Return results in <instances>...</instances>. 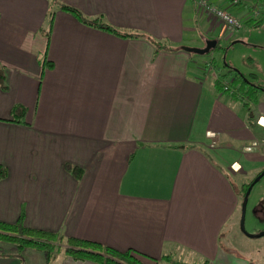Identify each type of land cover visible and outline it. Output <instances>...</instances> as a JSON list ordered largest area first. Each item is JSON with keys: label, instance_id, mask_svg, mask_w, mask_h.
I'll return each instance as SVG.
<instances>
[{"label": "crops", "instance_id": "1", "mask_svg": "<svg viewBox=\"0 0 264 264\" xmlns=\"http://www.w3.org/2000/svg\"><path fill=\"white\" fill-rule=\"evenodd\" d=\"M58 1L166 48L83 23L57 4L48 29L49 0H0V220L22 210L28 226L135 249L155 264L163 254L243 264L220 240L244 176L264 161V100L245 106L215 89L214 55L178 47L203 46L220 28L191 0ZM213 1L252 17L249 0ZM16 104L23 121L13 119ZM8 245L0 264H30ZM51 264L94 262L60 251Z\"/></svg>", "mask_w": 264, "mask_h": 264}, {"label": "trees", "instance_id": "2", "mask_svg": "<svg viewBox=\"0 0 264 264\" xmlns=\"http://www.w3.org/2000/svg\"><path fill=\"white\" fill-rule=\"evenodd\" d=\"M56 4L58 8L71 12L76 18H78L83 23L103 28L120 36L141 35L146 37L156 49L160 47L166 48V42L164 40L156 39L150 36L149 34L143 32L141 33L138 31L117 28L103 20L99 15L92 17L85 16L75 6L60 2L58 0H49V7L45 16V22L48 29L51 25V20L54 12L53 10ZM250 16L252 17L246 18L244 20H250L254 23H258L262 20V17H260L259 14H257L256 17H254V15L252 14ZM48 29L46 30V34H48ZM215 46L220 47V45L218 44V40H216L214 47ZM178 47L182 46L179 45ZM222 48L225 49V47ZM208 51H210V49ZM212 60L214 61L215 59L212 58ZM44 64L50 66L52 62L51 60L45 58ZM223 65L233 70L234 75L229 81L226 79L224 71H216L214 79L215 89L238 98L241 103L245 106H247L248 101H254L256 99L257 90H264V87L262 85L251 82L250 79L247 78V76H245V74L241 70L230 66L227 62H223ZM235 79L236 82L233 84ZM224 82H226L227 84L226 87H224ZM23 110L24 107L21 104L14 105L12 109V112L14 113L13 119L23 121ZM67 167L70 170L71 174L75 177H79L81 175L82 169L78 165L69 164ZM262 170L264 172V166L258 171H256L249 180L244 181L240 184L238 190L241 198L240 204L247 185L250 183V181L256 174L261 172V176L263 173ZM5 172V167L0 164V178L5 175ZM0 242H6L8 244H11L15 249L14 253L20 257L21 251L24 248L34 247L36 249H39L43 253L45 264H51L54 258L56 257L57 253L60 251H63L65 254L76 259H89L93 261L94 264H155V260L153 257L147 256L135 249L128 248L121 250L111 245L104 244L95 239L75 236L71 234L64 235L63 233L57 230H49L40 227L28 226L23 223L22 210H20L19 215L14 221L0 220ZM0 254L4 253L0 252ZM161 257L172 264H192L177 260L168 254H163Z\"/></svg>", "mask_w": 264, "mask_h": 264}, {"label": "rangeland", "instance_id": "3", "mask_svg": "<svg viewBox=\"0 0 264 264\" xmlns=\"http://www.w3.org/2000/svg\"><path fill=\"white\" fill-rule=\"evenodd\" d=\"M250 3L252 11L259 8V6L261 8L264 0L252 1ZM261 11L262 20L258 23L246 21L241 18V27L232 33V36L234 35L235 38L228 39L227 35L219 32V29L216 28V31L219 32V39L216 40H218L220 47L215 46L210 51L204 53L194 52L193 54L202 58H208L209 54L214 55L216 62L215 72L218 70L224 71L225 77L229 81L233 77L234 71L224 66L223 62H227L230 66L241 70L251 82L264 87V8ZM201 29H204L201 25L195 27L194 33L197 37H200L201 32H203ZM221 46L225 47V49ZM235 82L236 79L233 84ZM256 95V99L254 101L251 100L252 105L264 100V90H257ZM233 157H236L243 163L244 167L241 170L242 172L250 169L248 168L249 162L245 160V154H233ZM260 163L262 164L259 168L248 171L247 175L249 176H244V181L249 180L256 171L264 166V161ZM231 176L237 182L238 179L233 175ZM236 185L239 186L238 183ZM236 215L232 219L233 222L231 220V225L225 226L224 231H226V234L220 240V244L226 247L233 256L235 255L240 260H243V264H264V235L258 234L260 230L264 229V172L250 186L246 196L242 226L239 223L240 206L237 207ZM8 246V243L0 242V251H5L9 248ZM31 250L42 252L34 247H27L21 251L22 258L24 257L23 259H26L27 263L29 262L30 264H42L40 259L37 258V255L32 253ZM32 254L35 255L33 256ZM173 257L177 259L176 256ZM159 264L172 263L163 260Z\"/></svg>", "mask_w": 264, "mask_h": 264}, {"label": "built area", "instance_id": "4", "mask_svg": "<svg viewBox=\"0 0 264 264\" xmlns=\"http://www.w3.org/2000/svg\"><path fill=\"white\" fill-rule=\"evenodd\" d=\"M228 1L231 2L232 4H236L242 0H228ZM249 1L252 2L257 0H249ZM191 3L195 10L197 9L205 12L207 17L210 18V22L213 24L215 23L216 26H218L221 32L225 35H229L236 32L242 25L241 17L231 13L226 8L222 7L213 0H191ZM259 10H260L259 8H256L252 11L250 9L249 12L251 11L250 14L252 15H257L259 13ZM218 37L219 36H216L217 39ZM223 84L224 87L227 86L226 82H224ZM206 134L210 136L213 134V132L206 131ZM233 163L234 162L231 163L232 167H233Z\"/></svg>", "mask_w": 264, "mask_h": 264}, {"label": "water", "instance_id": "5", "mask_svg": "<svg viewBox=\"0 0 264 264\" xmlns=\"http://www.w3.org/2000/svg\"><path fill=\"white\" fill-rule=\"evenodd\" d=\"M216 43V38L214 37H208L204 40V44L203 46H192V45H182V48L186 51H193V52H197V53H204L207 52L209 49L213 48L214 45ZM263 172V170H262ZM261 172L256 174L252 180L250 181V183L247 185L245 191H244V195L243 198L241 200V204H240V218H239V223L242 226L243 223V216H244V208H245V202H246V196L249 192L250 186L253 184V182H255L259 176H260ZM258 234H262L264 235V229L260 230L258 232Z\"/></svg>", "mask_w": 264, "mask_h": 264}]
</instances>
